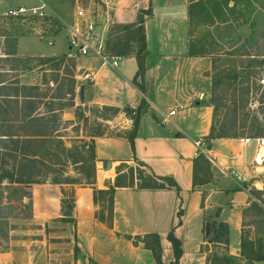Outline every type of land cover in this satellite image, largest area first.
Returning <instances> with one entry per match:
<instances>
[{"label":"crops","instance_id":"obj_1","mask_svg":"<svg viewBox=\"0 0 264 264\" xmlns=\"http://www.w3.org/2000/svg\"><path fill=\"white\" fill-rule=\"evenodd\" d=\"M190 1L117 0L106 8L98 1L100 10L111 23L134 24L140 10L150 11L143 17L144 91L132 82L137 71L133 52L120 55L122 60L115 69L102 64L97 57L77 56L73 66L81 75L76 76L74 71L70 91L74 106L118 107L120 111L114 118L124 130L132 128V121L123 108L135 109L142 101L145 103L137 124L134 152L128 140L117 133L94 137V188L107 189L114 185L117 167L134 163L135 156L142 163L150 164V171L155 175L172 176L179 194L174 188L117 187L111 224L107 225L95 216L97 206L92 187L71 186L72 208L67 209L62 204L64 184H33L31 222L38 227L36 233L11 239L10 244L18 248L10 246L0 251V264H156L152 251L141 241L134 242L135 237L152 233L159 237L161 264H170L173 253L166 235L172 228L182 249L177 264H206L207 256L219 245L227 247L231 255H240L243 210L252 202L250 185L264 181V162H255L256 155H264V147L258 146L255 137L248 143L241 136L208 138L212 125V106L206 96L210 87L207 74L210 61L204 55L190 53L193 37L188 13ZM40 2L55 14L56 9L46 0H19L18 3L0 0V16L5 18L8 9L31 7ZM26 37L43 39L31 34L17 36L14 54H7L10 50L2 47L0 58L73 56L71 48L70 54L23 51L20 41ZM39 65L28 70L0 68V74L16 73L0 80V86L15 82L19 86L40 87ZM84 75L88 78H83ZM172 109L176 110L174 115L169 114ZM166 117L168 120L164 121ZM200 139L210 144L207 153L211 170L218 176L193 186V159L198 155L194 141ZM66 210L70 211L69 215H65ZM207 223L209 232H206ZM219 223L228 228L227 246L211 241Z\"/></svg>","mask_w":264,"mask_h":264},{"label":"trees","instance_id":"obj_2","mask_svg":"<svg viewBox=\"0 0 264 264\" xmlns=\"http://www.w3.org/2000/svg\"><path fill=\"white\" fill-rule=\"evenodd\" d=\"M189 5V19L190 28L198 27V24H214V23H226L228 21V15L235 13L236 17L242 18L244 21L249 20L251 25V33L248 37L253 39V33L256 29L257 18L262 17L260 12L258 15L254 14L256 0H191ZM150 14L149 10H141L138 13L136 23L128 25V28H133L132 42L135 44L132 50L137 63V71L134 75L132 82L141 91H144L142 84L143 75L145 71L144 65V52L146 49L145 34L143 27L144 15ZM254 14V15H253ZM256 15V16H255ZM6 19L0 16V28L4 26ZM15 20V19H13ZM16 20H30L51 23L56 25V20L52 17H43L37 19L35 17H18ZM57 30L52 32V36L57 34ZM25 35L19 30H15L14 33H8L3 31L0 36L4 37L6 41L10 42L7 54H14V48L16 44L17 36ZM250 40V41H251ZM119 41L108 44V49L116 55H123V51L119 45ZM190 53L204 55L202 51H193L192 43H190ZM66 56L56 58H20L12 57L11 61L16 62L11 69L13 70H28L31 69V61H39L43 64V61L59 60L62 61ZM24 62L25 64H21ZM264 65V57L258 63ZM251 74V72H250ZM248 74V75H250ZM0 89H14V92L0 94V227L5 225V229L2 228V235L7 238L8 241L13 239L10 232L18 227H13L9 224L10 218H16L21 220H31L32 218V192L31 186L39 183H54L62 186L63 184L89 186L93 188V201L94 204L100 207V210H96L95 216L101 222L107 225L111 224L113 215V194L117 187L122 186H136L140 189H163L174 188L177 194H179V187L174 181L172 176H157L146 165L133 157L134 163H137L141 169L138 170L139 176L136 177L140 180V183H134V177L126 176L123 173V169L120 167L126 166V163H122L117 167V175L115 177L114 185H110L107 189H96L93 187L95 179V147L94 137L104 135L102 133L91 135L89 140L76 139L74 146L67 147L62 140V130H66L65 124L69 121L62 119L60 114L54 112L50 117H45L38 112V106L40 104V88L37 85L31 86H19L12 82L10 85L0 86ZM102 113L109 112L113 116L119 113L120 109L113 106H93ZM59 110V108H56ZM55 109V110H56ZM25 111L22 115H19V111ZM145 110V103L142 101L135 109L131 107H124L123 112L131 119L132 128L129 132L117 133V135L124 136L134 151V138L136 136L137 124L140 115ZM105 121L109 120L107 117H103ZM16 128L18 130H16ZM235 128V125H233ZM238 129L242 130L245 127L239 126ZM20 130V131H19ZM21 132V133H18ZM239 135L234 133H228L227 129L222 125V128L217 132L214 125H211L209 139L220 137H238ZM253 137H258L253 135ZM210 144L208 142V148ZM72 160L73 164L79 169L78 174H81L83 182L78 179H66L62 177L65 172V164H70ZM79 166V167H78ZM211 170V162L203 154H198L193 159V174L192 183L193 186L202 185L208 182L206 178L207 172ZM125 176V177H124ZM127 179V182L124 179ZM247 184V183H245ZM72 191V190H71ZM62 194L64 189L61 188ZM72 193V192H71ZM252 193V191H250ZM71 202V201H70ZM62 204L67 209L72 208L71 203H67L62 199ZM17 213V215H13ZM22 214V215H21ZM178 217L181 216V209L177 212ZM19 219V220H20ZM228 228L225 224L219 223L216 229L215 235L211 241H217L228 245ZM167 240L171 244L173 260L170 264H177L181 255V242L174 235L173 228L167 232ZM141 241L143 245L150 249L154 255L156 264H161V252L162 249L159 243V237L157 234H145L141 237H135L134 242ZM257 243L253 240L245 237L241 234L240 240V256L241 258L252 264L253 262L264 261V250L256 248ZM10 248L6 247L5 250ZM227 248V247H226ZM1 250V251H5ZM206 264H243L242 261L234 255L223 253L222 255H216L212 253L207 256Z\"/></svg>","mask_w":264,"mask_h":264},{"label":"rangeland","instance_id":"obj_3","mask_svg":"<svg viewBox=\"0 0 264 264\" xmlns=\"http://www.w3.org/2000/svg\"><path fill=\"white\" fill-rule=\"evenodd\" d=\"M18 1L14 0L15 3H18ZM98 1L46 0L48 4L56 9L55 14L49 16L56 20V25L42 20L6 19L4 26L0 28V33L5 30L11 34L15 30H19L25 35L31 34L43 38H23L20 41V49L23 51L36 49L38 52L53 51L58 53L69 52L68 54H70L69 26L73 25V11L76 5L80 4L87 11H95L93 17L98 21V25L106 26L105 35L109 45L119 41L123 53H132L135 44L129 43V40L134 36L133 28H128L130 24L108 22L97 4ZM256 1L254 10L256 12L254 14L257 13L256 15H258V12H260L262 17L257 18L252 40L248 38L251 33L250 21H244L242 18L236 17L235 13H230L226 23L211 25L202 23L198 24V27L194 26L191 43L193 51L204 52V56L208 57L210 61V70L207 72L210 87L207 89L206 96H208L209 103L212 106V125H214L215 130L218 132L224 125L228 133L236 132L241 137L253 138V135H257L264 138V65L259 66L258 64L264 57V0ZM109 11H112V9H109ZM56 30L59 33L53 38L52 32ZM49 41H51V44H48ZM9 46L10 42L6 41L4 37L3 40L0 37V50L3 47L7 51ZM106 48L109 53L114 54L108 49V46ZM71 54L72 57L65 55V59L62 61H43L41 65L39 64L42 62L31 61V66H40L42 76L39 87L41 98L40 103H38L40 104L38 112L45 117H50L52 113L56 112L60 114L62 119L69 121L65 124L67 126L66 130H62L64 131L62 132V140L67 147L74 146L76 139L89 140L91 135L99 133L111 135L113 133L129 132L131 129L124 130L121 127L122 124L116 121L112 113H102L92 106H74L73 94L70 92L73 85L72 76L75 71L73 60L79 55L72 48ZM21 64L25 63L22 62ZM13 65H16V62L0 58V68L5 69ZM14 75H16L14 72L0 74V80ZM75 75L80 77L81 72L75 71ZM11 92H14V89H0V94ZM56 108H59V110ZM24 112L19 111V115ZM103 117H107L109 120L105 121L102 119ZM70 118H73L72 121H70ZM110 125H112V128H110ZM233 125H235V128H233ZM239 126L245 128L240 130L237 128ZM16 130L18 129L16 128ZM168 164L173 167L171 163H165V166H168ZM145 165L147 169L152 171L150 164ZM76 168L77 166L70 160V164L68 162L65 164V172L62 177L78 179L83 182L81 174H78L79 169ZM120 168L123 169L126 178L129 176L138 177V170L141 169L137 163L133 162ZM214 176H218V174L214 170H209L206 178L210 180ZM126 178L124 180L127 182ZM134 183H140V180L136 178ZM63 186L64 201L67 204L71 201L70 188L72 185L64 184ZM260 186V183H258V187ZM250 191H252V202L243 210L241 234L257 243L256 248L264 250V189L250 185ZM97 210H100L99 206ZM13 215H17V213ZM19 219H9L10 225L18 227L12 230L9 235L13 238H19L26 233H36L38 227L31 220ZM2 228L5 229V225L2 224L0 227V251L9 246L18 248V246L10 244V241L2 235ZM227 252L226 247L219 245L213 253L222 255ZM237 257L243 264H249L240 255ZM252 264H264V261L253 262Z\"/></svg>","mask_w":264,"mask_h":264},{"label":"built area","instance_id":"obj_4","mask_svg":"<svg viewBox=\"0 0 264 264\" xmlns=\"http://www.w3.org/2000/svg\"><path fill=\"white\" fill-rule=\"evenodd\" d=\"M117 0H99L100 4L105 8ZM49 8L44 2H40L38 5L25 7L19 6L17 8L8 9L4 13L5 18L16 19L18 17H35L42 19L43 17L50 16ZM106 26L98 27V23L93 17V13H88L87 9L77 4L73 13V25L69 26L70 36L69 43L70 47L81 56H92L97 57L102 64L107 65L113 69L119 66L122 56L109 53L107 50V37L105 35ZM83 78H88V75H84ZM175 109L170 110L169 114L174 115ZM166 117L164 121H167ZM112 128V125H110ZM252 138H244V142L248 143ZM254 140L259 147H264V138L255 137ZM198 154L208 156V141L196 140L194 141ZM261 163L264 162V155H260ZM255 162H258L257 155ZM260 187L256 182L252 183L256 188L264 189V181L259 182Z\"/></svg>","mask_w":264,"mask_h":264},{"label":"water","instance_id":"obj_5","mask_svg":"<svg viewBox=\"0 0 264 264\" xmlns=\"http://www.w3.org/2000/svg\"><path fill=\"white\" fill-rule=\"evenodd\" d=\"M69 48H71V47H69ZM70 214V211L69 210H66V212H65V215H69ZM209 223H207L206 224V232H209Z\"/></svg>","mask_w":264,"mask_h":264},{"label":"bare ground","instance_id":"obj_6","mask_svg":"<svg viewBox=\"0 0 264 264\" xmlns=\"http://www.w3.org/2000/svg\"><path fill=\"white\" fill-rule=\"evenodd\" d=\"M257 159H258V162L260 163V162H261V160H260V155L257 157Z\"/></svg>","mask_w":264,"mask_h":264}]
</instances>
